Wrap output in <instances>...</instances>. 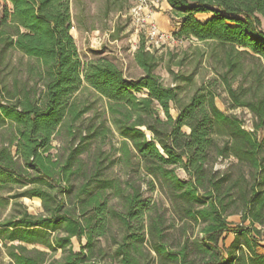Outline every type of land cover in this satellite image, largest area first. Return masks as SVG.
I'll use <instances>...</instances> for the list:
<instances>
[{"label": "trees", "instance_id": "trees-1", "mask_svg": "<svg viewBox=\"0 0 264 264\" xmlns=\"http://www.w3.org/2000/svg\"><path fill=\"white\" fill-rule=\"evenodd\" d=\"M1 1L0 67L9 52L29 62L27 79L8 86L0 78V211L9 207L0 220V242L8 264H102L98 242L112 220L122 237L113 239L110 264H264V137L256 136L264 132V94L251 86L247 99L248 90L231 84L243 58L264 72V0H166L178 20L175 40L224 49L220 81L232 107L254 117L252 133L217 108L214 84L182 104L178 88L164 87L155 74L156 59L143 38L132 55L140 74L126 77L111 60H80L70 35V0ZM197 15L210 18L199 22ZM253 82L261 87L260 76ZM85 90L107 103L122 139L118 160L129 166L134 159L148 177L147 190H158L184 221L176 239L168 234L174 222L168 224L140 186L101 179L99 160L88 176L79 147H70L62 162L52 156L53 139L62 132L72 139L74 125L89 111L77 102ZM219 159L233 164L221 172ZM72 177L85 180L76 191ZM107 190L123 200V212L108 207ZM24 198L38 199L43 214H30ZM232 216L238 224L228 221Z\"/></svg>", "mask_w": 264, "mask_h": 264}, {"label": "rangeland", "instance_id": "rangeland-1", "mask_svg": "<svg viewBox=\"0 0 264 264\" xmlns=\"http://www.w3.org/2000/svg\"><path fill=\"white\" fill-rule=\"evenodd\" d=\"M133 4V0H70V15L72 28L70 35L74 38V43L82 62H88L98 58H105L113 61L122 69L124 75L136 78L140 72L132 61V55L139 41L143 38L130 25L128 12ZM162 6V4H161ZM161 6L156 10L159 12ZM2 11V1L0 0V16ZM155 12V13H156ZM172 31L178 24V20L171 14L168 16ZM209 15H197L199 22L209 19ZM158 26V25H157ZM264 28V24H263ZM163 32V31H162ZM172 34V32H164ZM148 51L156 59L155 74L160 78L164 87H177L178 97L182 104L188 102L195 90L208 83L214 84L215 104L217 108L226 116L236 118L241 122L242 127L247 132L254 131L255 119L245 108H233L232 103L220 81V76L225 72L224 49L213 43H199L195 40L175 39L167 40L158 47L148 48ZM28 60L17 52H9L4 63L0 67V78L11 86V82L16 79L23 81L27 79ZM240 74L232 82L234 89L241 86L247 91V99L251 97V86L258 88L264 94V72L259 68L255 60L243 58L240 62ZM260 76L261 87L253 85V81ZM229 75V80H232ZM30 86L32 84L30 83ZM78 104L89 108L82 118L74 125L75 136L70 139L65 132L56 136L52 141V156L61 162L66 158L70 147L84 149L79 159L84 172L91 175V167L96 160L100 161V167L104 168L101 179H111L121 183L125 188L126 182L130 185L140 186L144 198H148L157 205L160 213L169 222H174V229L168 231L170 240L176 239L179 228L183 227L184 221L172 214L171 208L162 194L155 190H147L145 177L141 168L136 167V161L132 159L131 165L125 166L119 159L118 149L122 139L115 132L111 125L107 103L91 90L82 91L77 94ZM170 114L173 119L177 117V111L173 107ZM89 136V137H86ZM256 136L261 139L264 132L259 130ZM82 137H86L82 140ZM146 137L151 135L146 132ZM233 164L232 160H218L215 169L221 172L226 171ZM177 176L186 180V175L177 170ZM85 180L82 177L75 179L72 183L75 188L80 186ZM108 207L123 212V200L114 195L113 190L105 192ZM29 212L37 215L41 212L40 205L35 200H23ZM231 223H238L236 216L228 218ZM189 233L191 231H188ZM196 233L194 230L193 235ZM122 230L117 221L110 222V233L106 238L100 239L98 246L103 248L105 255L102 264L113 263L111 256L116 248L113 239L120 241ZM76 244V243H75ZM0 264H8V261L0 253ZM114 264H117L114 262Z\"/></svg>", "mask_w": 264, "mask_h": 264}, {"label": "built area", "instance_id": "built-area-1", "mask_svg": "<svg viewBox=\"0 0 264 264\" xmlns=\"http://www.w3.org/2000/svg\"><path fill=\"white\" fill-rule=\"evenodd\" d=\"M165 0H133L128 17L130 25L144 40L146 50L158 47L159 44L174 39L172 34L159 30L154 20L156 10Z\"/></svg>", "mask_w": 264, "mask_h": 264}, {"label": "crops", "instance_id": "crops-1", "mask_svg": "<svg viewBox=\"0 0 264 264\" xmlns=\"http://www.w3.org/2000/svg\"><path fill=\"white\" fill-rule=\"evenodd\" d=\"M171 13H170V8H169V6L167 5V3H166V0L162 3V6H161V8L159 9V12H156L155 14H154V20H155V22L157 23V25H158V28H159V30L160 31H163V32H173L172 31V28H171V25L169 24V18H168V16L170 15ZM174 30V29H173ZM72 38H73V36H71ZM73 40H74V38H73ZM76 45V44H75ZM134 49H137V47L136 48H134ZM25 199H27V198H24V199H22L20 202L24 205V206H26L24 203H23V200H25ZM27 200H35V201H37L38 203H39V205H40V210H41V212L39 213V214H37V215H40V214H43V210H42V208H41V203H40V201L38 200V199H27ZM27 207V206H26ZM27 209H28V207H27ZM8 211H9V207L7 208V210L6 211H4V212H1L0 211V220H2V219H4L5 217H6V215L8 214ZM28 212H29V209H28ZM30 213V212H29ZM31 214V213H30ZM33 215V214H32ZM233 217V216H232ZM236 217H238V216H236ZM230 218V217H229ZM238 219H239V217H238ZM229 221V220H228ZM230 222V221H229ZM239 223V222H238ZM238 223H233V224H238ZM232 240H233V236L232 235H229L228 237H227V239L225 240V242H224V244H225V246H228L231 242H232ZM76 243V244H75ZM82 244H84V240L81 242ZM71 244H72V250L74 251V252H78L79 251V249H80V246H79V243L76 241V239H74V238H72L71 239ZM0 253H2V255L5 257V259L7 260V261H9L8 260V258L6 257V255H5V253H4V250H3V248H2V244H1V242H0ZM264 253V252H263ZM59 256V255H58Z\"/></svg>", "mask_w": 264, "mask_h": 264}]
</instances>
